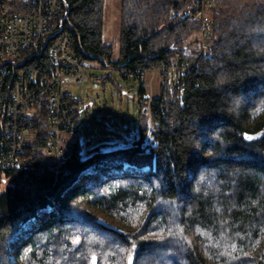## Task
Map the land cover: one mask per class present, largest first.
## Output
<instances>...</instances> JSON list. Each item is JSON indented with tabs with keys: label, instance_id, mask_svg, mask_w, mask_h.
I'll use <instances>...</instances> for the list:
<instances>
[{
	"label": "trees",
	"instance_id": "obj_1",
	"mask_svg": "<svg viewBox=\"0 0 264 264\" xmlns=\"http://www.w3.org/2000/svg\"><path fill=\"white\" fill-rule=\"evenodd\" d=\"M60 2L11 78H45L50 48L66 37L85 69L133 73L139 130L127 147L90 153L76 136L56 159L45 154L48 112L36 107L27 166L0 174V264H264V0H214L211 58L199 56L191 0H120L114 58L105 0ZM28 3L13 0V11ZM177 53L198 67L162 78L148 122L144 74Z\"/></svg>",
	"mask_w": 264,
	"mask_h": 264
},
{
	"label": "built area",
	"instance_id": "obj_2",
	"mask_svg": "<svg viewBox=\"0 0 264 264\" xmlns=\"http://www.w3.org/2000/svg\"><path fill=\"white\" fill-rule=\"evenodd\" d=\"M213 5L214 0H191L188 5L190 21L199 24L196 39L198 53L205 58L212 56ZM28 6H32L28 13H16L13 11V0H0V174L6 169L27 166L24 145L32 133L29 121L37 114L36 107L40 105L48 112L49 139L45 146L48 157L66 159L72 147V139L78 136V122L73 120L78 108L74 99L62 93L61 86L81 83L85 79L86 69L71 54L66 37L50 48L52 70L45 78L30 84L22 75L11 78L15 60L23 52L39 49L46 38L49 21L61 12L60 0H30ZM189 63L182 62L181 54L177 53L172 63L144 74L142 78L145 89L146 75L156 74L161 81L165 76L178 80L191 68L198 67L197 59ZM106 71H116L125 80H131L134 76L124 68H107ZM87 79L93 84L102 83L101 77L91 76ZM148 93L146 91L144 96L147 101L142 113L149 122V107L153 96L150 98ZM143 146L153 147L154 142L147 137Z\"/></svg>",
	"mask_w": 264,
	"mask_h": 264
},
{
	"label": "rangeland",
	"instance_id": "obj_3",
	"mask_svg": "<svg viewBox=\"0 0 264 264\" xmlns=\"http://www.w3.org/2000/svg\"><path fill=\"white\" fill-rule=\"evenodd\" d=\"M120 5V0H105L104 4L103 43L112 47V58L116 56L119 46ZM88 66L81 83L61 86L64 95L79 102L78 137L83 143L89 142L85 152L90 153L96 147L106 151L127 147L131 141L129 132L137 133L139 130L137 83L123 80L117 72H108L96 64ZM91 76L109 78L112 82L93 84L87 79ZM145 80L149 97L156 96L160 78L156 74H148Z\"/></svg>",
	"mask_w": 264,
	"mask_h": 264
},
{
	"label": "water",
	"instance_id": "obj_4",
	"mask_svg": "<svg viewBox=\"0 0 264 264\" xmlns=\"http://www.w3.org/2000/svg\"><path fill=\"white\" fill-rule=\"evenodd\" d=\"M187 16L185 15L184 16V18H186ZM134 137V132H132L131 134H130V138H133ZM252 139H253V137H251ZM96 262H95V259H93V262H92V264H95ZM128 264H131L130 262L128 263Z\"/></svg>",
	"mask_w": 264,
	"mask_h": 264
}]
</instances>
